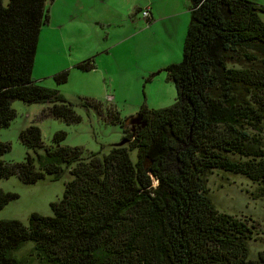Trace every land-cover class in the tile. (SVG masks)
<instances>
[{
    "label": "trees",
    "instance_id": "1",
    "mask_svg": "<svg viewBox=\"0 0 264 264\" xmlns=\"http://www.w3.org/2000/svg\"><path fill=\"white\" fill-rule=\"evenodd\" d=\"M47 2L0 0V132L15 117V99L46 102L53 117L80 120L58 90L32 76ZM190 3L183 60L165 67L175 103L141 109L145 125L134 129L111 114L129 145L84 158L79 147L61 145L66 132L45 146L41 129L30 125L20 137L37 156L8 164L2 156L10 145L0 140V180L17 174L35 183L66 170L73 176L52 203L54 215L34 212L28 224L0 220V264H264V251L249 258L252 227L220 212L206 187L216 169L264 184V7L252 0ZM78 68L96 69L94 58ZM55 78L65 82L67 72ZM89 104L103 112L101 102ZM16 197L0 189V210Z\"/></svg>",
    "mask_w": 264,
    "mask_h": 264
},
{
    "label": "rangeland",
    "instance_id": "2",
    "mask_svg": "<svg viewBox=\"0 0 264 264\" xmlns=\"http://www.w3.org/2000/svg\"><path fill=\"white\" fill-rule=\"evenodd\" d=\"M252 1L264 7V0ZM3 2L8 5L9 0ZM190 5V0H48L49 20L41 28L32 76L40 85L58 90L72 103L80 120L53 117L46 102L13 100L15 117L0 132V140L10 145L3 160L14 164L25 162L28 154L37 156L20 137L30 125L41 129L45 146H53L54 134L64 131L67 135L61 145L79 147L84 158L92 153L107 154L125 137L121 122L112 113L126 120L143 108L172 106L178 91L160 66L183 60ZM148 6L153 10L149 19L135 15L141 13L138 8ZM261 18L264 20V12ZM89 58H94L96 69L78 68ZM64 71L67 80L59 82L55 76ZM109 95L112 101L107 100ZM92 101L101 102L103 112L89 104ZM37 153L43 154L44 148ZM130 154L136 161L138 150ZM72 178L66 170L59 179L46 175L35 183H26L17 174L1 179L0 189L18 197L0 210V220L28 224L34 212L54 215L52 203L63 198ZM206 184L220 212L252 227L249 258L257 259L264 251V184L220 169L207 176ZM30 248L26 245L19 255Z\"/></svg>",
    "mask_w": 264,
    "mask_h": 264
},
{
    "label": "water",
    "instance_id": "3",
    "mask_svg": "<svg viewBox=\"0 0 264 264\" xmlns=\"http://www.w3.org/2000/svg\"><path fill=\"white\" fill-rule=\"evenodd\" d=\"M125 123L127 124V125H136V124H142V125H145V122H143L142 120H141V117H138V116H136V117H133V118H127L126 120H125ZM127 142V140H123V142H121L120 143V145H123V144H125Z\"/></svg>",
    "mask_w": 264,
    "mask_h": 264
},
{
    "label": "built area",
    "instance_id": "4",
    "mask_svg": "<svg viewBox=\"0 0 264 264\" xmlns=\"http://www.w3.org/2000/svg\"><path fill=\"white\" fill-rule=\"evenodd\" d=\"M141 15L144 19H149L151 17V9L150 7H145L144 9L141 10ZM108 101H112L113 100V96L109 95L107 97Z\"/></svg>",
    "mask_w": 264,
    "mask_h": 264
},
{
    "label": "crops",
    "instance_id": "5",
    "mask_svg": "<svg viewBox=\"0 0 264 264\" xmlns=\"http://www.w3.org/2000/svg\"><path fill=\"white\" fill-rule=\"evenodd\" d=\"M142 9H144V8H138L137 10V12H139V10H142ZM151 12L153 13V10L151 9ZM135 15H137V16H139L140 18H142V15H141V13L140 14H136L135 13ZM169 64H171V63H162L161 64V66H160V69H161V71H163V70H165V67L167 66V65H169Z\"/></svg>",
    "mask_w": 264,
    "mask_h": 264
},
{
    "label": "flooded vegetation",
    "instance_id": "6",
    "mask_svg": "<svg viewBox=\"0 0 264 264\" xmlns=\"http://www.w3.org/2000/svg\"><path fill=\"white\" fill-rule=\"evenodd\" d=\"M131 126V125H130ZM135 126V125H134ZM133 125L131 126L132 127V129H134L133 127H134Z\"/></svg>",
    "mask_w": 264,
    "mask_h": 264
}]
</instances>
